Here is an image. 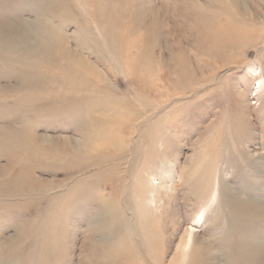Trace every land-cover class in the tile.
I'll return each instance as SVG.
<instances>
[{"label":"rangeland","instance_id":"1","mask_svg":"<svg viewBox=\"0 0 264 264\" xmlns=\"http://www.w3.org/2000/svg\"><path fill=\"white\" fill-rule=\"evenodd\" d=\"M92 1L66 0L53 23L78 49L74 72L25 53L39 40L0 39V264H114L112 250L116 264H175L188 231L214 264H247L264 218L229 205L264 203V0H121L116 47ZM43 10L0 0L3 29L41 36ZM82 95L106 123L67 112Z\"/></svg>","mask_w":264,"mask_h":264},{"label":"bare ground","instance_id":"2","mask_svg":"<svg viewBox=\"0 0 264 264\" xmlns=\"http://www.w3.org/2000/svg\"><path fill=\"white\" fill-rule=\"evenodd\" d=\"M39 2H41V5L43 6L44 11H47L49 12V15H46L45 13L41 12L37 17H36V22H34L33 26L36 28V29H40L43 34L41 36H37L35 35L36 37H34V39H32V35H28L26 33H22V32H19V31H16L14 32L15 34H12L11 33V29H3V27H5L6 25V21L3 20V19H0V39L1 40H4L5 42H19L20 40H24V36H25V40L26 42L24 43H27L28 41L31 40V42H36L37 40L40 41V44L43 46V48H36V47H33V48H25V53L29 54L31 53L32 55H35V58L37 60H42V61H46L48 62L49 64L52 62V65L54 67H56V69L58 68V64H60L61 62L64 63V65L67 66V70L69 72H72L73 70H75V67H77V64H76V55H78V49L77 50H74L73 47L70 48V42L73 41L72 39L70 40L68 38V36H65V34L62 33V31L58 28H56L53 23L60 19L61 17H66L68 14H69V8L70 6L67 4L66 0H37ZM61 1V2H60ZM61 3L63 4L62 6L64 7H59L58 6V3ZM94 5H96V12H94V18L96 20V22H98L99 25H101V30H102V33L105 35L106 39H108V43L111 44L112 46L116 47L115 43L116 42H112V39H111V36L113 37L114 34L117 35V38L119 37V27L118 25H114V22L116 21V19L120 16L119 12L122 11L120 9V5L122 4V1L121 0H107L105 3H103L104 1L103 0H94L92 1ZM105 4V5H104ZM104 6V7H103ZM122 9V8H121ZM246 9V8H245ZM74 11V9H73ZM248 11V10H247ZM245 12V11H244ZM18 17H16L17 19ZM20 19V18H18ZM3 20V21H2ZM117 24V23H116ZM11 27V26H10ZM6 28V27H5ZM28 28V26L25 27V29ZM24 30V29H23ZM27 30V29H26ZM238 30V28H237ZM236 30V31H237ZM30 33V32H29ZM24 34V35H23ZM115 35V36H116ZM15 37V38H13ZM116 38V39H117ZM122 38V37H121ZM224 38L226 39H231L232 37L231 36H225ZM14 39H16L15 41H13ZM105 39V40H106ZM237 40V38H235ZM224 40V39H223ZM235 40V41H236ZM232 43L233 45L237 44V42ZM231 42V41H230ZM2 43V42H1ZM19 43H22V41H20ZM180 44V43H179ZM16 46V45H15ZM24 46V45H23ZM44 46L48 47L46 49H44ZM178 46V45H177ZM212 46V45H211ZM180 47V46H178ZM176 48V47H175ZM213 48V47H212ZM228 48V47H227ZM179 49V48H177ZM182 50V49H181ZM14 51V50H13ZM20 51V50H19ZM23 52V51H22ZM52 52H55V56H59V62L57 60H55L54 58L55 57H51L52 55H48ZM48 53V54H47ZM140 53V52H139ZM173 54V52L171 53ZM31 55V56H32ZM139 56V55H138ZM142 59L145 58L147 59L149 57V53L145 52L144 54H142ZM33 57V56H32ZM172 57H174V55H172ZM53 58V59H52ZM61 58V60H60ZM175 58V57H174ZM178 61H179V64L181 65L182 63V60H184V58L182 56H180L179 58H177ZM136 60V59H135ZM144 60V59H143ZM143 60H142V63H143ZM76 61V62H75ZM79 61V60H78ZM140 61V60H139ZM138 61V62H139ZM173 61V60H172ZM137 63V61H136ZM141 63V62H140ZM81 65V71H84L85 72H88V70L90 69L89 65L86 63V62H83L82 60H80V63ZM184 64V63H183ZM140 65V64H139ZM145 66V65H144ZM204 66V65H203ZM140 67V66H139ZM184 68V66H182ZM182 67H181V71L182 72ZM142 69V67H141ZM186 69V67H185ZM90 71V70H89ZM186 71V70H185ZM74 72V71H73ZM91 73H94V72H91ZM179 74V73H178ZM182 74V73H180ZM186 73H184L185 75ZM181 76V75H180ZM183 76V75H182ZM187 76V75H186ZM77 78V77H76ZM182 80V79H181ZM85 81V80H83ZM62 82V81H61ZM72 82V81H71ZM178 82V81H177ZM182 82V81H179V83ZM73 83V82H72ZM185 83V82H184ZM58 83H54V87H56V85ZM64 84V83H63ZM78 84V83H76ZM260 84V83H259ZM80 85V84H79ZM76 86V87H80V86ZM60 86V85H59ZM69 86V85H68ZM184 86V85H183ZM182 86V88H183ZM58 87V86H57ZM56 87V88H57ZM60 87H58L59 89ZM70 88V87H67V89ZM56 89V90H58ZM63 89H66L65 87ZM76 89V88H75ZM81 89V88H80ZM176 89V88H175ZM70 90V89H69ZM78 90V88H77ZM82 90V89H81ZM55 91V90H53ZM72 91V89H71ZM66 92V91H65ZM53 93V92H52ZM66 94H69L68 92H66ZM105 94V93H104ZM74 95V94H72ZM90 95V94H89ZM68 96V95H67ZM70 96H71V93H70ZM74 96H77V95H74ZM83 96V95H82ZM88 96V95H86ZM86 96H83V97H86ZM104 96V95H103ZM109 96V95H108ZM67 98V97H66ZM74 98V97H73ZM82 98V97H81ZM100 98V97H99ZM112 97H110L111 99ZM59 99V98H58ZM57 99V100H58ZM72 99V98H71ZM98 99V98H97ZM101 99V98H100ZM61 100V99H60ZM59 100V101H60ZM55 101V100H54ZM67 101V100H66ZM76 101L78 100H75V101H71L73 103H76ZM99 101V100H98ZM57 101H55L56 103ZM61 102V101H60ZM115 102V101H114ZM77 103H81L79 106L78 105H70L69 106V109H66L67 112H79L82 117L85 116L84 118L86 117H89L91 119H94L95 123H104L105 122V119H103L101 117V119H99L98 117L94 116V111H95V101H94V98L92 97H87V98H82V100H79V102ZM123 103V102H122ZM115 104V103H114ZM113 104V106H114ZM101 108V107H100ZM99 108V109H100ZM117 108V107H116ZM115 108V109H116ZM57 109V107H56ZM109 109V108H108ZM119 109V108H118ZM131 109V108H130ZM53 110V109H52ZM97 110V109H96ZM55 111V109H54ZM58 112V111H57ZM87 113V114H86ZM56 115V114H55ZM132 115V114H131ZM129 115V116H131ZM133 116V115H132ZM105 117V116H104ZM125 118V117H124ZM121 118H119L118 120H120ZM117 120V119H116ZM132 120V119H130ZM90 121V120H89ZM92 121V120H91ZM115 121V120H113ZM128 121V119L126 120ZM93 122V121H92ZM110 122V121H109ZM120 124H121V121H119ZM122 122H123V117H122ZM106 123V122H105ZM125 123V122H124ZM86 125V124H85ZM100 125V124H99ZM115 125V124H114ZM113 125V126H114ZM119 125V124H117ZM123 125V124H122ZM130 126V125H129ZM117 127V126H116ZM121 127V126H120ZM88 128V127H86ZM86 128H82V129H86ZM113 128V127H111ZM117 128H114V130H116ZM121 129V128H120ZM101 130V129H100ZM23 131V129L21 130ZM112 131V129H111ZM121 131V130H120ZM126 133V132H125ZM112 134V132H111ZM23 137V136H22ZM25 137L28 139L26 140V142H35V141H38L36 140V136L35 135H31V136H27L25 135ZM92 138V137H91ZM96 138V137H95ZM24 139V138H23ZM22 140V139H21ZM35 140V141H34ZM98 140V138H97ZM100 140V139H99ZM24 141V140H23ZM17 142V141H16ZM25 143V142H24ZM99 143V142H98ZM103 143V142H102ZM29 144V143H28ZM27 144V146H28ZM35 145V143L33 144ZM26 146V145H25ZM26 148V147H25ZM169 177V176H168ZM157 190V189H156ZM158 191V190H157ZM159 192V191H158ZM161 193V192H160ZM121 194V191L117 192V198L120 196ZM156 195V194H155ZM164 195V194H163ZM160 196V194H159ZM232 202H230V207H232L233 209V218L236 219V216L238 218V220H241L243 218H247V219H251L253 216H258L259 218H264V203H254V202H247V201H243L242 199H236V198H232L231 199ZM187 204V203H186ZM106 211H107V215H114L117 216L118 215V212L116 213V209H114V205L112 204H107L106 205ZM183 208H186V207H183ZM117 214V215H116ZM236 215V216H235ZM191 231H194L191 229ZM128 239L129 241H132L134 242L133 240V234L129 233L128 235ZM192 236V233H190L189 231L187 232V238L185 240V243L183 244L182 242V251L181 253L179 254L180 256V262L178 264H182L184 263V259L187 258V256H189V261L188 263L190 262V264H214V261L216 260L214 257H212V255L208 252H206L203 248L200 247V250L195 247V243H194V240L193 238L191 237ZM124 237V236H123ZM155 238V237H154ZM190 238V239H189ZM148 239V238H147ZM126 241V240H125ZM153 242V240H151ZM150 241V245L152 244V242ZM138 244L140 246H138V250L139 249H142L143 251H145L144 247L147 246L149 243V241H146L147 243L145 244V241H143L142 239L137 241ZM135 243V242H134ZM213 243V242H212ZM215 243V241H214ZM213 243V244H214ZM153 244L155 245V241L153 242ZM152 244V245H153ZM157 244V243H156ZM219 243H216V245H218ZM251 243H248L247 245L249 246ZM134 245V244H133ZM137 245V244H136ZM181 245V244H180ZM192 246V249L191 251H188V249H190V247ZM135 246V245H134ZM137 248V246H135ZM207 251H211V248L212 247L210 245V242H209V245L208 246H205ZM115 248V247H114ZM119 248V247H118ZM122 248V247H121ZM180 248V247H179ZM116 250V249H115ZM118 251V250H117ZM140 251V250H139ZM121 252V251H120ZM253 253H254V258L251 257L249 260L246 259V262L247 264H251L253 262H255L256 264H264V245L263 244H260V243H257V246L256 248L253 250ZM113 255L115 256V258L113 259ZM112 257L110 260L113 261L114 264L116 263H122L123 260H120L117 256V254L115 253L114 250H112V253L110 254H106V257L109 258V257ZM106 258V259H107ZM217 258V257H216ZM130 260H133L132 262H130L129 264H138L136 262V260L134 259H129ZM127 261V259H126ZM176 261V260H175ZM174 261V262H175ZM175 263V264H177Z\"/></svg>","mask_w":264,"mask_h":264}]
</instances>
